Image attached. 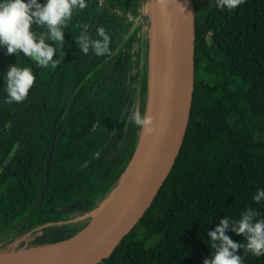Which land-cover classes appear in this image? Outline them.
Returning a JSON list of instances; mask_svg holds the SVG:
<instances>
[{"label":"trees","instance_id":"trees-1","mask_svg":"<svg viewBox=\"0 0 264 264\" xmlns=\"http://www.w3.org/2000/svg\"><path fill=\"white\" fill-rule=\"evenodd\" d=\"M86 4L64 29L63 58L55 45L57 68L0 48V253L58 242L85 227L90 218H81L110 194L137 144L140 129L128 117L144 114L145 0ZM193 5L194 88L179 153L106 264H203L212 254L207 233L221 219H239L249 207L264 218V201L252 200L264 189V0H245L232 11L218 9L216 0ZM86 24L92 39L97 26L106 29L110 54L78 51ZM13 65L36 77L21 104L4 102V76ZM244 264H264V256L249 254Z\"/></svg>","mask_w":264,"mask_h":264},{"label":"water","instance_id":"water-1","mask_svg":"<svg viewBox=\"0 0 264 264\" xmlns=\"http://www.w3.org/2000/svg\"><path fill=\"white\" fill-rule=\"evenodd\" d=\"M179 6L185 9L184 13ZM145 15L148 51L143 115L153 117L154 135L144 137L139 131L134 152L117 184L92 213L81 218H90L85 227L58 242L0 253V264H106L105 260L150 207L170 173L187 129L194 88L193 0H168L164 6L145 0ZM115 193L117 199L107 215L101 222L93 223ZM31 249L54 253L33 263L9 258L13 253Z\"/></svg>","mask_w":264,"mask_h":264},{"label":"clouds","instance_id":"clouds-1","mask_svg":"<svg viewBox=\"0 0 264 264\" xmlns=\"http://www.w3.org/2000/svg\"><path fill=\"white\" fill-rule=\"evenodd\" d=\"M155 2L164 6L168 0ZM244 2L245 0H216V7L232 11ZM86 7V0H45L44 4L37 3V0H3L0 3V48L6 49L7 55L23 54L39 68L55 69L61 63V59H54L58 51L55 45H59L60 56L63 58L64 53L60 49L64 47V29L74 12ZM179 11L184 13L185 9L179 6ZM130 19L139 23L134 16ZM33 25L44 31L34 32ZM86 33L85 29L75 41L79 52L88 55L91 51L97 57L110 54L111 39L104 27L95 28L97 39H92ZM4 80L7 93L4 102L21 104L27 99L36 77L31 68L13 65ZM128 120L140 129L144 137L154 135L156 129L153 117L134 110ZM11 127V122L4 125L5 130H10ZM18 147L19 145L14 146L13 152ZM252 200L256 204L264 201V189H258ZM260 215V212L249 207L239 219L227 216L221 219L219 226L207 233L212 254L203 260V264H244V258L249 254L257 258L264 256V218L258 219ZM227 230L242 235L245 243L234 242L225 234ZM240 249L243 250V255H237Z\"/></svg>","mask_w":264,"mask_h":264},{"label":"bare ground","instance_id":"bare-ground-1","mask_svg":"<svg viewBox=\"0 0 264 264\" xmlns=\"http://www.w3.org/2000/svg\"><path fill=\"white\" fill-rule=\"evenodd\" d=\"M117 196L118 194L115 193L105 202V204L99 210L98 214L95 216L93 223L97 224L104 219V217L109 212L112 204L117 199ZM52 253H54V251L49 252L45 251L44 249L21 250L17 253H13V255L9 256V258L16 262L33 263L41 259L43 256H47Z\"/></svg>","mask_w":264,"mask_h":264},{"label":"built area","instance_id":"built-area-1","mask_svg":"<svg viewBox=\"0 0 264 264\" xmlns=\"http://www.w3.org/2000/svg\"><path fill=\"white\" fill-rule=\"evenodd\" d=\"M93 1L96 3L97 8H101L105 6V0H93ZM112 12L115 15H121L118 11L114 9L112 10ZM85 29H88V24L85 25Z\"/></svg>","mask_w":264,"mask_h":264},{"label":"rangeland","instance_id":"rangeland-1","mask_svg":"<svg viewBox=\"0 0 264 264\" xmlns=\"http://www.w3.org/2000/svg\"><path fill=\"white\" fill-rule=\"evenodd\" d=\"M119 179V178H118ZM29 239H30V237L29 236H27L26 237V240H24V241H26L27 242V245H28V243H29Z\"/></svg>","mask_w":264,"mask_h":264},{"label":"flooded vegetation","instance_id":"flooded-vegetation-1","mask_svg":"<svg viewBox=\"0 0 264 264\" xmlns=\"http://www.w3.org/2000/svg\"><path fill=\"white\" fill-rule=\"evenodd\" d=\"M106 1V0H105Z\"/></svg>","mask_w":264,"mask_h":264}]
</instances>
